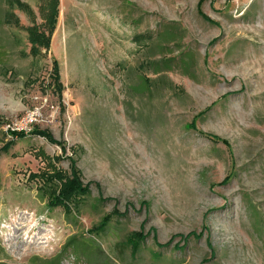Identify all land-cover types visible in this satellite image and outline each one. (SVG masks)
<instances>
[{
    "label": "rangeland",
    "instance_id": "rangeland-1",
    "mask_svg": "<svg viewBox=\"0 0 264 264\" xmlns=\"http://www.w3.org/2000/svg\"><path fill=\"white\" fill-rule=\"evenodd\" d=\"M0 118V262L264 264V0H0ZM72 164L67 216L30 177Z\"/></svg>",
    "mask_w": 264,
    "mask_h": 264
},
{
    "label": "trees",
    "instance_id": "trees-1",
    "mask_svg": "<svg viewBox=\"0 0 264 264\" xmlns=\"http://www.w3.org/2000/svg\"><path fill=\"white\" fill-rule=\"evenodd\" d=\"M50 6V5H49ZM58 3L55 2L53 10L48 11V15L46 16V22L48 24V33H52L55 30L57 17H58ZM50 34H46L45 32L42 35H32L33 39L31 40L32 46H37L38 48L49 49L50 48V38L47 37ZM54 81L60 91L63 90V84L61 83V77L59 76V67L57 62H54ZM154 82L151 81L149 78H145L138 85V91L142 93H147L152 90ZM6 123L0 118V126L5 125ZM11 136L14 139H25L28 133L25 130H12L9 129ZM31 135L44 137L48 139L51 143H55L53 136L46 132L40 131L37 129H33L30 133ZM11 143L7 144L6 146L2 147L0 154L2 152H8L13 144L14 141H10ZM60 162V158H58ZM53 170L46 171L40 174L31 175L30 178L33 180H40L43 182L42 187L40 190L44 195L48 197L49 205L51 207H61L65 210L67 216L73 215L75 212L79 211L82 202L90 195L89 186L84 185L82 178L80 176L79 171L76 169L75 165H71V174L68 175L65 171L52 166ZM105 224H111V222L104 221ZM136 244L138 243V234H136ZM143 237L141 236L139 240H142ZM79 244V243H75ZM138 245V244H137ZM77 248H74V251L86 253L89 248L85 242H81L80 245H76ZM138 248V246H136ZM135 250V252H137ZM0 264H7L4 262H0ZM33 264H38V262L34 261ZM41 264H48V263H41Z\"/></svg>",
    "mask_w": 264,
    "mask_h": 264
},
{
    "label": "bare ground",
    "instance_id": "bare-ground-1",
    "mask_svg": "<svg viewBox=\"0 0 264 264\" xmlns=\"http://www.w3.org/2000/svg\"><path fill=\"white\" fill-rule=\"evenodd\" d=\"M85 7H88V5L87 6H82V9H84ZM90 27H92L91 24H90ZM53 48L56 49L57 51L61 52L62 46H61L60 33H59V31L56 33V35L54 37ZM9 230L11 231V233H8L7 234L8 241H12V240L18 238V235L19 234H18V231L16 230V228L14 227V225H12V227H10ZM42 239H45V238H42ZM35 243L36 242H34V244ZM42 243L45 244L46 242H42Z\"/></svg>",
    "mask_w": 264,
    "mask_h": 264
},
{
    "label": "built area",
    "instance_id": "built-area-1",
    "mask_svg": "<svg viewBox=\"0 0 264 264\" xmlns=\"http://www.w3.org/2000/svg\"><path fill=\"white\" fill-rule=\"evenodd\" d=\"M10 129V128H9Z\"/></svg>",
    "mask_w": 264,
    "mask_h": 264
}]
</instances>
